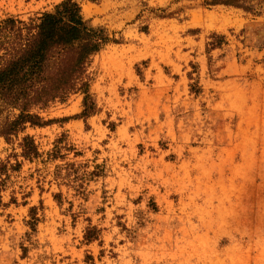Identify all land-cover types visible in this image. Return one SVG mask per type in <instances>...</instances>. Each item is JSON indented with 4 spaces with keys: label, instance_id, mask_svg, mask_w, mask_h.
Segmentation results:
<instances>
[{
    "label": "rangeland",
    "instance_id": "rangeland-1",
    "mask_svg": "<svg viewBox=\"0 0 264 264\" xmlns=\"http://www.w3.org/2000/svg\"><path fill=\"white\" fill-rule=\"evenodd\" d=\"M61 1L0 0V21ZM76 1L114 39L95 111L76 92L0 136V264H264V2Z\"/></svg>",
    "mask_w": 264,
    "mask_h": 264
},
{
    "label": "trees",
    "instance_id": "trees-1",
    "mask_svg": "<svg viewBox=\"0 0 264 264\" xmlns=\"http://www.w3.org/2000/svg\"><path fill=\"white\" fill-rule=\"evenodd\" d=\"M264 0H203L202 5H225L255 12ZM114 42L106 29L84 19L76 0H63L52 10L24 21L6 17L0 21V113L15 111L0 120V136L6 141L26 125L43 126L40 110L65 102L76 92L83 94L80 117L95 111L89 93L86 68L90 58ZM22 156L38 155L31 136L20 143ZM18 166V164H17Z\"/></svg>",
    "mask_w": 264,
    "mask_h": 264
}]
</instances>
